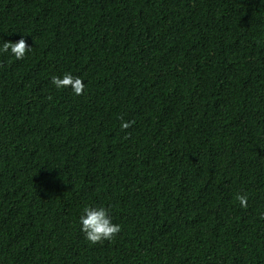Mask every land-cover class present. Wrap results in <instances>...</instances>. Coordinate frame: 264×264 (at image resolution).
I'll return each mask as SVG.
<instances>
[{
	"label": "trees",
	"instance_id": "1",
	"mask_svg": "<svg viewBox=\"0 0 264 264\" xmlns=\"http://www.w3.org/2000/svg\"><path fill=\"white\" fill-rule=\"evenodd\" d=\"M21 37L0 55V264H264V0H0V43ZM87 204L114 240L83 238Z\"/></svg>",
	"mask_w": 264,
	"mask_h": 264
},
{
	"label": "clouds",
	"instance_id": "2",
	"mask_svg": "<svg viewBox=\"0 0 264 264\" xmlns=\"http://www.w3.org/2000/svg\"><path fill=\"white\" fill-rule=\"evenodd\" d=\"M31 47L26 45L21 37L19 40L4 41L0 43V55L14 57L17 60L23 59ZM50 83L57 91L69 90L74 96H80L84 93L85 84L82 78L71 72H63L60 75L50 76ZM133 121L121 120V129H127ZM236 200L241 208L248 207L247 194H237ZM79 232L83 238L90 244H102L105 241H112L121 232L122 226L113 221V214L110 205L106 204H87L82 207L77 218Z\"/></svg>",
	"mask_w": 264,
	"mask_h": 264
}]
</instances>
